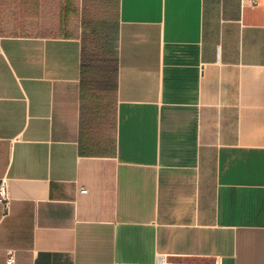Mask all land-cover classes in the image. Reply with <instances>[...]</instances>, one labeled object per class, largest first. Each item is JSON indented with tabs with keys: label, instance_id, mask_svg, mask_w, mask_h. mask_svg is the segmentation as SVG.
I'll return each mask as SVG.
<instances>
[{
	"label": "crops",
	"instance_id": "crops-1",
	"mask_svg": "<svg viewBox=\"0 0 264 264\" xmlns=\"http://www.w3.org/2000/svg\"><path fill=\"white\" fill-rule=\"evenodd\" d=\"M3 180L0 264H264V0H0Z\"/></svg>",
	"mask_w": 264,
	"mask_h": 264
},
{
	"label": "built area",
	"instance_id": "built-area-1",
	"mask_svg": "<svg viewBox=\"0 0 264 264\" xmlns=\"http://www.w3.org/2000/svg\"><path fill=\"white\" fill-rule=\"evenodd\" d=\"M250 1L253 5H256L259 3V0H250ZM81 191L87 192L88 189L82 188ZM8 199H9V196H8L7 184H6V181L3 180L2 182H0V203H7ZM15 261H16L15 251L10 250L8 262L14 263Z\"/></svg>",
	"mask_w": 264,
	"mask_h": 264
}]
</instances>
